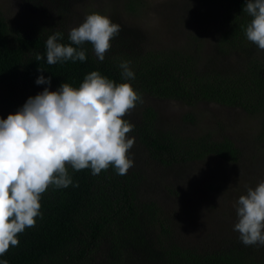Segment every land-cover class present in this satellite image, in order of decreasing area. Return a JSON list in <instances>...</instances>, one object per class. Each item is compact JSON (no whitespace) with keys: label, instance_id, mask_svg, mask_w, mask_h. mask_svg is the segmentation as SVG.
Here are the masks:
<instances>
[{"label":"trees","instance_id":"16d2710c","mask_svg":"<svg viewBox=\"0 0 264 264\" xmlns=\"http://www.w3.org/2000/svg\"><path fill=\"white\" fill-rule=\"evenodd\" d=\"M204 1L218 26L212 31L216 35L215 55H227L232 47L246 53L243 63L234 70L222 66L225 55L215 60L202 59V39L192 34L187 35V40L194 41L197 47L187 53L149 51L133 59L105 55L101 62L92 45L85 43L80 46L86 49L85 61L49 65L46 40L62 29L50 21L40 23L32 18L15 25L0 11V88L4 106L9 114H15L29 97L44 88L55 91L63 82L79 87L91 71H99L117 83L126 82L120 64L128 61L135 73L130 83L143 101L137 103L136 121L125 117L135 125L128 135L149 158L165 167L190 166L206 157L235 161L239 148L231 138L215 139L211 133L185 136L162 130L157 124V111L144 102L150 96L186 105L214 102L240 108L264 131V55L259 58L248 54L249 46L255 44L244 31L251 20L243 10L245 0ZM207 18L210 22L211 18ZM60 32L63 37L58 42L70 44L69 32ZM38 53L44 57L39 61L35 59ZM41 74L51 77L50 86L36 84ZM184 118L195 121L192 112L185 113ZM68 171L73 185L48 188L42 195V216L36 218L35 227L20 234L19 246L10 248L0 259L9 264H126L127 258L133 261L141 255L152 260L149 264H264V257L244 247L239 233L231 227H219L218 232L207 234V240L181 246L186 234H180L171 219L162 218L157 200L138 198L135 169H129L126 175H118L111 167L97 175L90 169L77 172L70 166ZM176 189L172 186L170 192ZM100 250L103 255L96 254Z\"/></svg>","mask_w":264,"mask_h":264},{"label":"rangeland","instance_id":"374dc122","mask_svg":"<svg viewBox=\"0 0 264 264\" xmlns=\"http://www.w3.org/2000/svg\"><path fill=\"white\" fill-rule=\"evenodd\" d=\"M207 8L204 0H0V11L13 24L28 18L40 23L50 21L66 33L93 12L107 15L121 26V31L112 39L111 48L106 53L117 59H133L149 51L190 52L197 46L194 41L187 40L188 34L202 39V59L223 57L225 54L217 57L213 50L216 35L212 31L218 26L213 12L209 13ZM207 17L211 18L210 22ZM197 21L204 28L197 27ZM249 47L248 54L263 57L264 50L256 45ZM245 55L239 48L232 47L221 64L225 69L234 70L243 63ZM1 94L0 88V118L6 119L9 111L3 104ZM144 102L157 111L160 129L185 136L211 133L215 139L231 138L239 148V154L233 162L206 157L190 166L165 167L149 158L145 149L135 141L129 156L134 159V166L130 169H135L138 174V198L157 200L162 218L171 219L179 227V233L186 234V238L180 242L181 246L207 240V234L218 232L219 227L234 230L238 198L245 195L249 187L255 188L264 181V131L258 122L240 108L214 102L186 105L150 96ZM191 112L195 117L194 122L183 119L185 113ZM138 113L139 108L135 107L128 117L134 122ZM172 186L177 188L174 193L170 192ZM243 246L252 252L257 250L255 253L259 254L258 257H264V246ZM103 252L100 250L96 254L103 255ZM151 262L145 256L136 255L133 261L127 258L126 264Z\"/></svg>","mask_w":264,"mask_h":264},{"label":"clouds","instance_id":"9594fccd","mask_svg":"<svg viewBox=\"0 0 264 264\" xmlns=\"http://www.w3.org/2000/svg\"><path fill=\"white\" fill-rule=\"evenodd\" d=\"M245 3L243 10L251 17L244 29L246 38L264 50V0ZM120 31L121 26L107 15L91 13L70 29V44L58 42L63 37L60 31L47 38L46 61L49 65L83 62L86 49L80 46L89 43L102 62ZM43 58L39 53L35 57ZM120 68L126 82L91 71L79 87L65 82L55 91L46 87L15 114L0 118V257L19 246L20 234L35 227L36 218L42 216V195L49 187L73 185L69 166L77 172L90 169L93 175L110 167L126 175L134 166L129 152L135 138L128 134L135 125L125 117L143 101L130 83L135 73L129 62H122ZM36 84L50 86L51 77L41 74ZM236 213L234 231L241 243L264 246V181L238 198ZM0 264L9 262L0 259Z\"/></svg>","mask_w":264,"mask_h":264}]
</instances>
